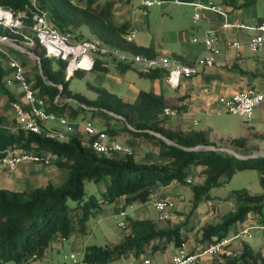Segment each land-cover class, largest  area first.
Here are the masks:
<instances>
[{"label": "trees", "instance_id": "1", "mask_svg": "<svg viewBox=\"0 0 264 264\" xmlns=\"http://www.w3.org/2000/svg\"><path fill=\"white\" fill-rule=\"evenodd\" d=\"M125 1L0 0V7L23 14L28 26L34 24L33 16L40 10L47 15L50 25L62 33L75 35L82 26H88L95 40L108 48L149 58L159 57L154 48L138 47L134 42L127 41V36L132 32L128 23L114 22L113 6ZM255 1L248 0V3ZM0 36L17 38L24 43L22 36H15L3 27H0ZM75 36L76 39H83L80 33ZM25 49L34 53L40 66L32 79L27 74L26 78L36 95L49 104L50 110L76 119L85 111L84 107H88L93 112L91 120L102 117L101 124L106 127L112 120L122 121V129L146 144L152 143L153 158L141 161L136 158L135 150L131 155L97 154L88 146L89 139H84L76 131L52 128L55 132H62L63 139L52 138L46 131L41 135L33 134L19 127L16 119L0 108V156L8 151L19 154L32 152L47 158L50 165L68 170L67 178L60 186L47 182L30 190L0 188V264H28L39 259L51 242L58 238L67 240L83 232L87 220L101 214L107 204H145L153 199L156 188L172 184L192 187V208L183 224L190 220L202 201L210 197V191L221 185V179L231 178L237 170L257 169L264 188V156L247 159L248 162H236V158L229 155L205 149L214 147L206 132L169 126L171 115L166 114V109L179 113L186 109L183 101L181 104L177 101L173 103L163 95L140 90L135 101L130 102L115 92L92 85L97 96L90 99L69 89L72 78L82 75L84 70L79 69L67 78L68 61L49 57L38 42ZM97 59L91 70L107 71V66L98 63ZM120 64L128 66L118 61ZM5 72L6 69L0 67V86L8 93L9 102H17L3 79ZM138 74L154 79L159 76V70H142ZM56 97H59L58 104L54 103ZM67 99L71 101L65 102ZM106 132L113 137L120 134L119 129ZM197 147L200 148L194 150ZM238 158L245 159L246 156ZM192 166L202 168L199 172L201 185L190 179ZM91 182L97 186L93 192L86 190V184ZM236 203L235 210L220 222L208 223L200 228L198 244L201 248L229 236L230 228L243 224L247 218L264 222V194L252 195L242 191ZM193 228L187 229L192 231ZM125 230L124 238L117 244L84 247V262L112 264L130 256L139 260L150 257V250L160 251L171 246L178 249L188 240L183 226L159 227L149 218L127 217ZM34 256L36 259H33ZM213 258L215 264H264L262 248H254L248 241H242L236 252L225 249L219 257Z\"/></svg>", "mask_w": 264, "mask_h": 264}, {"label": "rangeland", "instance_id": "2", "mask_svg": "<svg viewBox=\"0 0 264 264\" xmlns=\"http://www.w3.org/2000/svg\"><path fill=\"white\" fill-rule=\"evenodd\" d=\"M78 2V0H74ZM105 0H99V3H103ZM162 6H154L148 10V16L143 17L140 12L125 11L126 6H123L122 13H115L114 22L116 24L122 21L128 22L130 24V31L132 33L136 31L134 40L135 44L139 45L145 43L154 46L159 49L162 53L166 55H171L168 52L177 43L183 44L187 51L196 46L192 42L193 39H199L198 29L196 25L193 24V8L187 5H174L171 0H163ZM120 8L118 6H113V10ZM125 12V13H124ZM25 34L31 35L27 30L23 31ZM82 35L83 39L95 40L96 37L92 30L88 26H82L75 35ZM73 35V34H72ZM73 35L75 38L76 36ZM98 39V38H97ZM181 40V41H180ZM13 43H19V47H13L9 43L4 42L0 44V67L6 69L7 67V57L10 56L17 60L20 64L23 63L25 67L26 74L32 79L39 72V63L36 61L34 53L32 51H27L25 48L28 47L25 43L18 41L17 38L13 40ZM10 49H7L9 48ZM3 51L7 53V57L3 54ZM94 61L96 56H93ZM98 63L106 65L107 71L100 70H84L82 75L74 76L70 82L69 89L73 93H80L86 97L93 99L96 98L97 92L91 87L95 86L97 88H104L109 91L117 93L123 99L133 102L138 96L140 90L153 92L157 95H163L166 97H172L176 94V87L169 84L166 79H163V72L159 71L161 76L155 79H149L147 77L138 76L139 70H150L144 66L128 62V66L123 64L117 65L118 61L110 58L109 56H101ZM57 62V60H55ZM124 63V62H122ZM7 70V69H6ZM10 71V70H8ZM68 73V72H67ZM8 75V76H7ZM69 76L70 73H68ZM12 78V74L5 72L3 79ZM68 78V76H67ZM190 78L182 79L180 85L189 84ZM243 85V86H242ZM9 93L17 96V100L20 103H24L25 99L21 88L17 83H12L10 86L6 85ZM240 87L245 88L246 84H241ZM8 93L3 91L0 86V105L6 104L8 101ZM191 105L188 106L187 110L182 112L184 117V122L186 124L192 123L193 120H197L198 125L196 129H210L211 141L214 147L211 149L229 155L236 158V162L242 160H251L252 158L261 157L259 155L264 154V152H256L255 144H258V140H251L248 144L251 153L250 156H246L245 159H240L238 157H244L239 153L243 150L239 145H232V142H228L229 139L234 137H240L244 133V129L247 128V121L238 115H233L228 113L220 101L214 103L213 109L215 117L212 119L211 127L207 128L205 118L202 115H196V110L194 107L191 109ZM85 111H82L80 116L76 119H69L67 115L65 117L72 122L73 126L76 127L80 135L86 138L84 121L91 119L92 110L88 107H84ZM7 113L11 115L12 118H16V113L13 108H7ZM61 114L60 112H57ZM179 113L172 114L173 124L177 120ZM99 118V117H98ZM93 119L97 129H106L111 132L113 129H119L118 135L114 136L118 142L122 145L132 146L136 151V158L141 161H148L153 158L152 143L146 144L134 137L128 130L122 129L124 123L122 121H111V124L106 127L101 124V118ZM176 124V123H175ZM48 127H52L56 130H68L70 127L66 124H61L57 122H47ZM246 137V136H245ZM137 149V150H136ZM205 149H209L206 147ZM264 148H260L262 151ZM210 150V149H209ZM264 151V150H263ZM152 152V153H151ZM199 167H191V179L194 180L195 184L201 185L202 178L198 173ZM200 172V171H199ZM40 174L38 180H30V184H24L31 175ZM68 175V170L57 168L53 164L40 165L34 163H21L15 169H8L6 174L2 176L5 180L0 178V188H8L14 190H27L39 187L47 182L52 183L55 186H60L66 180ZM260 173L257 169H244L237 170L235 174L229 179H221V185L213 188L210 191V197L207 200L202 201L198 208L194 210L191 215L190 220L183 224L188 213H190L193 199V191L191 186H180L177 184H172L164 188H156L153 192V199L151 201L157 200H171L172 207L174 210L170 212V207L166 212L167 218L160 219V213L150 204V201L146 204H133L132 209L126 208L127 217L134 218H149L157 223L159 227L169 228L178 225L183 226V232L187 235L188 240L185 244L186 251H191V249L198 244V240L201 237L200 228L208 223L220 222L224 216H226L231 211L235 210L237 206L236 200L239 193L242 191H247L252 195L264 194V188L260 183ZM18 182V183H17ZM33 182V183H32ZM24 184L18 186V184ZM17 184V185H16ZM97 186L91 182L86 184V190L89 192L95 191ZM119 204H107L104 206L103 211L99 215L91 216L86 224L83 232H78L76 235L70 237L62 243L54 246L51 242L49 248L44 253L43 257L32 260L28 264H62L68 263L64 258L65 255L74 253L77 258L83 259V252L81 247H86L88 245L105 246L111 244L119 243L125 236V228L119 227L118 223L122 220L126 222L127 217H120L118 215ZM262 220L264 221V209L262 212ZM247 224L252 223V225H257L260 222L258 220H253L252 218H247ZM245 221V222H246ZM194 227L191 230L187 228ZM239 225L232 226L230 232H238ZM264 238V233L262 231H253V237L248 239V242L254 248H260L262 246V240ZM201 245L198 246V248ZM174 247L171 246L165 250L153 251L150 250L148 254L150 257L156 261L157 264H163L164 260L162 255L169 254L173 251ZM198 251V250H197ZM124 263V261H120ZM14 264V263H7ZM125 264V263H124Z\"/></svg>", "mask_w": 264, "mask_h": 264}, {"label": "built area", "instance_id": "3", "mask_svg": "<svg viewBox=\"0 0 264 264\" xmlns=\"http://www.w3.org/2000/svg\"><path fill=\"white\" fill-rule=\"evenodd\" d=\"M128 1V0H127ZM138 6L142 9L144 15L148 14V10L154 5H161L163 0H137ZM200 10H210L219 14L223 19V28L236 29H250L255 31L246 46L251 54H257L264 47V22L257 26L250 27L238 22H230L228 14L221 8L213 4H192ZM200 15L194 14V20L198 21ZM34 24L28 26L23 20V14H15L10 9L0 7V27L9 30L15 36H22L24 43L28 46H33L36 42L42 45L49 57L68 61V73L73 75L77 70H87L93 67L94 58L101 56H109L119 62H133L144 66L150 70H163L166 74V79L169 84L178 87L182 79L191 78L201 72L205 67L213 66L215 64V56L220 53L219 36L212 30L205 33L204 45L206 50L210 53L209 57L200 58L194 64L186 65L177 60L171 59L167 56H159L156 58H149L142 54H134L123 52L116 49L108 48L98 40L76 39L70 33H62L52 27L47 19V15L40 10H37L33 16ZM31 35L25 34L23 31L27 30ZM136 31L127 36L128 42H134ZM13 40L6 36H0V44L7 42L13 47H19ZM193 39V42H197ZM232 48L240 50L242 44L239 42L229 43ZM3 54L6 55L3 51ZM82 62L85 64L82 65ZM7 67L12 73V78H7L6 84L10 86L12 83H17L22 90L25 102H12L11 106L16 113L17 124L22 129L41 135L45 131L48 136L63 139L62 132H55L51 127L46 125L47 122H57L61 124L70 125L69 120L62 114H58L50 110L49 104L43 98L36 95L33 87L26 78L25 67L12 57H7ZM69 77V75H68ZM71 99L65 100L70 102ZM220 103L224 109L233 115L243 117L246 121H250L256 107L264 102V90H257L249 87L245 90L234 93L230 97H221ZM59 97L54 100L58 104ZM170 109H166V114L172 115ZM85 132L89 139L88 146L90 149L101 155L110 156L113 154L131 155L133 150L120 144L118 140L110 136L105 129H97L95 121L88 119L84 121ZM206 148V147H205ZM264 156V154L259 155ZM34 163L40 165H48L49 160L45 157L36 155L35 153H23L8 151L4 156H0V165L9 169H15L21 163ZM146 204V203H145ZM150 204L160 213V219H166L168 216L166 212L172 205L168 200L150 201ZM133 204L127 206L120 205L118 215L120 217H127L126 208L132 209ZM119 227L125 228L126 222L124 220L118 223ZM260 230L264 232V222L257 225L248 226L238 230V232L231 233V235L222 238L218 241L211 242L198 251H186L185 245L176 249L172 256V264H198L202 259L219 257L222 252L227 249L234 241L241 239H251L252 231ZM57 240L66 241L63 238ZM64 258L68 264H85L84 259L77 258L74 253L65 255ZM36 259V256L33 257ZM132 264H153L149 256L143 257Z\"/></svg>", "mask_w": 264, "mask_h": 264}, {"label": "crops", "instance_id": "4", "mask_svg": "<svg viewBox=\"0 0 264 264\" xmlns=\"http://www.w3.org/2000/svg\"><path fill=\"white\" fill-rule=\"evenodd\" d=\"M171 1L174 5L190 6L193 8L194 14L198 13L200 15V19L198 21L194 20V15H193V24L196 25L200 37L196 43L193 42L192 40V42L195 43L196 46L190 49L189 51H187L186 48L182 46L183 44L177 43L175 44L174 47H172L170 51H168L171 52V55H166V53H162L159 49L155 48L152 45L149 44L145 45V43L136 45L135 40H134V44L138 47L154 48L158 52L159 56H167L171 59L179 61L182 64L190 65V64H194L200 58H205L210 56V53L206 50L204 45L205 33L209 30H212L219 36L220 53L215 56V64L213 66L203 68L199 74L188 79L189 84L183 86L179 84V86L176 87V94L172 97H167L170 98L173 101V103H176L177 101L179 104H181L183 101L182 104L186 106L185 110H187L189 105H191L190 106L191 109L194 107V109L196 110V115L203 114V117L205 118L206 126L207 128H210L212 119L215 117L214 114L215 111L213 109V105L214 103L218 102L221 97H230L234 93L245 90L249 87L256 88L257 90H264V47L257 54L255 55L251 54L247 49L246 44L249 41V39L253 35H255L256 33L255 31L250 29H236V28L225 29L223 28L224 19L219 14L210 10H200L199 8L195 7L192 4L199 3L205 5L211 3L224 10L228 14V19L230 20V22H238L250 27H254L264 22V0H256L253 3H248V0H171ZM162 4L154 5V6H162ZM115 6L116 8L120 6V8L114 11V16L115 13L118 14L122 13L123 6H126V10H125L126 12L127 11H132L134 13L140 12L142 13L144 18L148 16V14L147 15L143 14L142 9L138 6L137 0H128L125 1L124 3L119 2L116 3ZM126 23L128 22L126 21ZM135 31L137 30L135 29ZM232 42L241 43L242 47L240 48V50L232 48L230 45H228L229 43ZM6 69H7L6 70L7 73L12 74L11 71H8L9 70L8 67H6ZM157 70L160 71V69ZM143 71H151V70H143ZM162 75H163V79H166V74L164 72ZM159 76H161L160 73ZM242 83L246 84L245 88L240 87ZM13 96H15V98L17 99L16 95ZM182 96L185 97L182 98ZM177 99H179V101ZM11 103L12 102H9L8 100L6 104L0 105V108L6 114H8L6 109L12 107ZM185 110H182L181 112H179V114H177L178 118L174 122V124L172 123L173 118L171 116L169 126L177 129L204 131L208 134L209 140L212 144L210 129H200V130L196 129V126L198 125L197 120H193L192 123H188V124L184 122L185 119L182 116L183 115L182 112H184ZM247 124H248L247 128L243 130L244 131L243 135H241L240 137L231 138L228 140V142H232V145L233 144L239 145L241 147L243 152L239 153L240 155L250 156L251 153H249L250 148L248 147L249 146L248 144L250 143L251 140L253 141L258 140L259 143L255 144V148H257L256 152H264L263 151L264 149H262V151L260 150V148H264V138L259 137V136H264V102L255 108L252 118L250 121H247ZM69 127L70 128L68 130H63V131L65 132L76 131L77 133L80 134L79 130L73 126L72 122H70ZM84 139H88V138L86 137ZM235 140H240V141L234 143ZM128 147H130L132 150H135L132 146H128ZM8 169L9 168L0 165V178H2L4 174H6ZM201 170L202 168H199L197 174H199V171ZM39 175L40 174L36 173L35 175H31L30 177L28 176V178H26L27 181L24 184H28V183L30 184L31 179L33 182L38 180V177H40ZM2 179L5 180L4 177ZM24 184L19 183L18 186H22V188H24L23 186ZM26 188H24V190H27ZM168 201L172 203L171 200ZM170 208H171L170 212L172 213L174 208L172 206ZM248 226H252V223L247 224L246 221L243 224L239 225V230ZM253 231H252V237H253ZM255 231H260V230H255ZM229 235H231V232L229 233ZM242 241H248V239L236 240L227 249L231 252L232 251L236 252ZM58 243H62V241L56 239L53 242V245L56 246L58 245ZM198 246L199 244L194 246L190 252H195L199 250L201 247L198 248ZM81 248L83 252L84 248L83 247ZM260 248H262L264 252V238L262 240V246ZM175 251L176 249L174 248L171 253L162 255V259L164 260L163 264H172V256L175 253ZM120 261H124L125 264H132L135 261H137V259H135L133 256H130L129 258H123L112 264H124L121 263ZM152 262L153 264H157L156 261L154 260ZM62 264H68V263H62ZM200 264H215V259L205 258L200 261Z\"/></svg>", "mask_w": 264, "mask_h": 264}, {"label": "water", "instance_id": "5", "mask_svg": "<svg viewBox=\"0 0 264 264\" xmlns=\"http://www.w3.org/2000/svg\"><path fill=\"white\" fill-rule=\"evenodd\" d=\"M91 69V68H90ZM69 78V77H68ZM169 143V142H168ZM200 147H197V148H195L194 150H198ZM209 149L210 150H213V149H211V147H209Z\"/></svg>", "mask_w": 264, "mask_h": 264}, {"label": "bare ground", "instance_id": "6", "mask_svg": "<svg viewBox=\"0 0 264 264\" xmlns=\"http://www.w3.org/2000/svg\"><path fill=\"white\" fill-rule=\"evenodd\" d=\"M85 63L84 62H82V65H84Z\"/></svg>", "mask_w": 264, "mask_h": 264}, {"label": "clouds", "instance_id": "7", "mask_svg": "<svg viewBox=\"0 0 264 264\" xmlns=\"http://www.w3.org/2000/svg\"><path fill=\"white\" fill-rule=\"evenodd\" d=\"M90 70V69H89ZM72 76V75H71ZM71 76H69V78L71 77Z\"/></svg>", "mask_w": 264, "mask_h": 264}]
</instances>
